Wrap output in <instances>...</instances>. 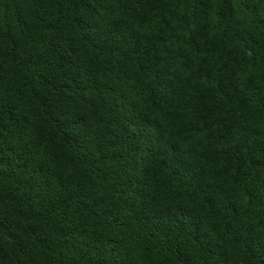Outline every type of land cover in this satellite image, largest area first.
I'll use <instances>...</instances> for the list:
<instances>
[{"label":"trees","instance_id":"obj_1","mask_svg":"<svg viewBox=\"0 0 264 264\" xmlns=\"http://www.w3.org/2000/svg\"><path fill=\"white\" fill-rule=\"evenodd\" d=\"M0 264H264V0H0Z\"/></svg>","mask_w":264,"mask_h":264}]
</instances>
